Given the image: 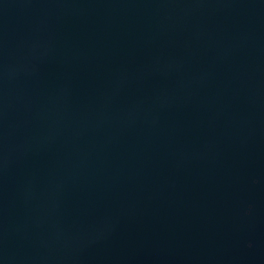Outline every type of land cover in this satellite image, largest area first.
<instances>
[{"label": "water", "instance_id": "water-1", "mask_svg": "<svg viewBox=\"0 0 264 264\" xmlns=\"http://www.w3.org/2000/svg\"><path fill=\"white\" fill-rule=\"evenodd\" d=\"M0 264H264V0H0Z\"/></svg>", "mask_w": 264, "mask_h": 264}]
</instances>
